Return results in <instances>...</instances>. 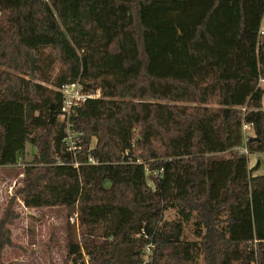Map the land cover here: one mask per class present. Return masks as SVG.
I'll list each match as a JSON object with an SVG mask.
<instances>
[{
    "label": "trees",
    "instance_id": "16d2710c",
    "mask_svg": "<svg viewBox=\"0 0 264 264\" xmlns=\"http://www.w3.org/2000/svg\"><path fill=\"white\" fill-rule=\"evenodd\" d=\"M263 17L264 0H0V167L35 148L0 214V264L25 253L14 201L77 214L62 264H264V162L254 175L234 150L245 122L264 151ZM73 83L99 97L67 128L57 89Z\"/></svg>",
    "mask_w": 264,
    "mask_h": 264
},
{
    "label": "rangeland",
    "instance_id": "374dc122",
    "mask_svg": "<svg viewBox=\"0 0 264 264\" xmlns=\"http://www.w3.org/2000/svg\"><path fill=\"white\" fill-rule=\"evenodd\" d=\"M57 67H54V73ZM49 86V85H47ZM99 95V93H98ZM264 109V99L262 102ZM250 135H252L250 133ZM94 140L91 141L93 146ZM81 146L77 148L75 159L81 158ZM35 148L26 144L25 151L21 155L18 164L13 167H0V214L5 204L12 198L14 192L21 184V168L28 163ZM79 153V154H78ZM214 157L228 158L230 155L217 154ZM248 168H253L259 163V169L254 175H260L263 172L264 156L258 154L247 157ZM147 185L153 188L151 180H147ZM14 209L19 214V218L11 227L12 241L25 250V253L19 250H7L5 260L12 264H62L65 257V244L70 238L74 242H80L82 227L76 213H70V209L65 207L54 208H24L21 202L14 201ZM173 211L165 214V219H174ZM192 220L185 225L183 238L187 241H196L193 232ZM149 253V252H147ZM88 260V257H85ZM197 264H203L201 257L197 259Z\"/></svg>",
    "mask_w": 264,
    "mask_h": 264
},
{
    "label": "built area",
    "instance_id": "2783aa9c",
    "mask_svg": "<svg viewBox=\"0 0 264 264\" xmlns=\"http://www.w3.org/2000/svg\"><path fill=\"white\" fill-rule=\"evenodd\" d=\"M263 40L264 44V17L259 25L258 29V42ZM258 86L264 89V74L259 76L258 78ZM61 95V104L59 108V116L58 119L60 122H63L67 128H69V121L72 114L75 112V109L83 105L88 99L98 98V91L95 93H87L84 92L82 87L78 83L73 84H65L60 86L57 89ZM241 115H243L248 109L244 106L239 109ZM241 134H242V143L240 146L234 148V150L238 153V155H243L246 158L251 156L252 154L247 150L246 141L247 138L252 134V124L250 123H241ZM66 150L69 152L74 158V166L77 167L79 162L75 159L79 140L74 137V135L67 134V137L64 139ZM258 155L264 156V151L259 153ZM87 162L90 164H94V160L91 157H88Z\"/></svg>",
    "mask_w": 264,
    "mask_h": 264
}]
</instances>
